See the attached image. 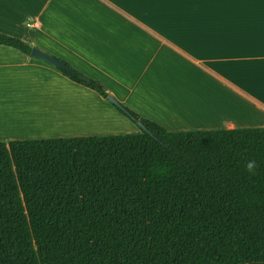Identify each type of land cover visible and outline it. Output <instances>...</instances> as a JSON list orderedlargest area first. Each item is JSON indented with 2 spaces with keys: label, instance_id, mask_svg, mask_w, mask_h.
<instances>
[{
  "label": "trees",
  "instance_id": "1",
  "mask_svg": "<svg viewBox=\"0 0 264 264\" xmlns=\"http://www.w3.org/2000/svg\"><path fill=\"white\" fill-rule=\"evenodd\" d=\"M122 105L148 131L0 141V264H264V127L173 132Z\"/></svg>",
  "mask_w": 264,
  "mask_h": 264
},
{
  "label": "crops",
  "instance_id": "2",
  "mask_svg": "<svg viewBox=\"0 0 264 264\" xmlns=\"http://www.w3.org/2000/svg\"><path fill=\"white\" fill-rule=\"evenodd\" d=\"M0 31L66 60L168 131L264 127V0H0ZM39 88L48 96L21 97ZM136 126L95 90L0 44V141Z\"/></svg>",
  "mask_w": 264,
  "mask_h": 264
},
{
  "label": "water",
  "instance_id": "3",
  "mask_svg": "<svg viewBox=\"0 0 264 264\" xmlns=\"http://www.w3.org/2000/svg\"><path fill=\"white\" fill-rule=\"evenodd\" d=\"M30 56L32 58L41 59L50 65L62 69L64 71H67L68 73L75 74V72L62 60L56 58L51 53H49L46 50H43L39 47H33L30 53ZM107 100L111 102L113 105L119 107L121 110H123L126 114H130L129 111L125 109V107L113 96L108 95ZM137 125L140 128V130L148 131L147 127L144 125L143 122L137 121Z\"/></svg>",
  "mask_w": 264,
  "mask_h": 264
},
{
  "label": "rangeland",
  "instance_id": "4",
  "mask_svg": "<svg viewBox=\"0 0 264 264\" xmlns=\"http://www.w3.org/2000/svg\"><path fill=\"white\" fill-rule=\"evenodd\" d=\"M22 93H18V95L20 96ZM27 94V92H24L23 93V95L21 96V97H23V96H32V94H33V96H48V90L47 89H44V90H42L41 88H39V90L36 92V93H33V92H30L28 95H26ZM65 97L67 96H70V98H72L73 100H85L84 98H81V97H79V96H75V95H72V94H69V93H66L65 95H64ZM37 98H39V97H37ZM106 113V112H105ZM107 114V113H106ZM131 120V119H130ZM132 121V120H131ZM133 122V121H132ZM134 123V122H133ZM134 125L136 126L137 125V123H134ZM136 127H138V125L136 126ZM138 129H139V131H141L140 130V128L138 127ZM40 130H43V129H40ZM41 139H45V138H41Z\"/></svg>",
  "mask_w": 264,
  "mask_h": 264
},
{
  "label": "clouds",
  "instance_id": "5",
  "mask_svg": "<svg viewBox=\"0 0 264 264\" xmlns=\"http://www.w3.org/2000/svg\"><path fill=\"white\" fill-rule=\"evenodd\" d=\"M246 170L249 171L250 173L254 172V162H249L246 165Z\"/></svg>",
  "mask_w": 264,
  "mask_h": 264
},
{
  "label": "built area",
  "instance_id": "6",
  "mask_svg": "<svg viewBox=\"0 0 264 264\" xmlns=\"http://www.w3.org/2000/svg\"><path fill=\"white\" fill-rule=\"evenodd\" d=\"M36 24V23H35Z\"/></svg>",
  "mask_w": 264,
  "mask_h": 264
}]
</instances>
